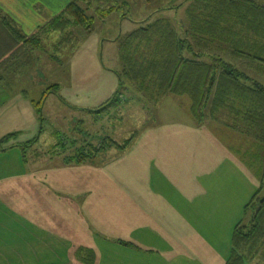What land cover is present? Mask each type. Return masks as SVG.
<instances>
[{
	"label": "crops",
	"instance_id": "1",
	"mask_svg": "<svg viewBox=\"0 0 264 264\" xmlns=\"http://www.w3.org/2000/svg\"><path fill=\"white\" fill-rule=\"evenodd\" d=\"M16 1L0 0V9L31 33L70 0H22V18L8 7ZM106 39L93 46L95 56ZM59 85L56 93L66 107L94 109L119 82L106 98L93 82ZM34 100L22 88L0 98V140L16 133L0 150V264H72L78 239L95 251L94 264L226 263L235 226L262 175L239 163L236 148L196 120L191 104L189 114L183 113L175 98L176 109L163 110L158 120L134 131L131 144L112 158L96 154L76 162L52 150V136L44 139ZM33 139L24 153L22 145ZM48 144L52 152L38 151ZM18 147L22 161H9Z\"/></svg>",
	"mask_w": 264,
	"mask_h": 264
},
{
	"label": "trees",
	"instance_id": "2",
	"mask_svg": "<svg viewBox=\"0 0 264 264\" xmlns=\"http://www.w3.org/2000/svg\"><path fill=\"white\" fill-rule=\"evenodd\" d=\"M190 2L186 37H181L168 19L158 18L116 39L125 75L117 72L120 84L115 95L125 84L124 76L157 98L168 93L187 94L192 115L200 123L207 110L213 116L228 109L235 116L233 129L239 127L241 119L243 129L264 143V82L236 64V60H245L264 72V58L260 56L264 54V4L257 0ZM117 7L115 0H70L31 33L0 9V83L32 67L36 51L47 49L45 40L55 35L59 49L78 40L79 33L84 38L94 29L97 18L104 19ZM59 88V83L50 85L42 98L34 101L42 122L43 101ZM15 136L10 133L2 137L0 150L9 147L5 144ZM132 140L133 136L126 139L120 148H127ZM35 141L22 145L24 153L25 146ZM91 157L78 152L66 160L82 162ZM86 249L81 250L84 253ZM88 250L92 264L94 251ZM256 257L258 264H264V175L235 226L225 264H246Z\"/></svg>",
	"mask_w": 264,
	"mask_h": 264
},
{
	"label": "rangeland",
	"instance_id": "3",
	"mask_svg": "<svg viewBox=\"0 0 264 264\" xmlns=\"http://www.w3.org/2000/svg\"><path fill=\"white\" fill-rule=\"evenodd\" d=\"M21 1H16L14 7L8 5L12 12L18 14V16L21 15L17 5ZM115 1L118 4L117 9L104 19H96L95 30L89 38L88 34L83 38V33H79L78 40L63 45L59 49H57V37L55 35L50 40H45L47 49L36 51L35 64L21 74L6 78L2 83L6 91L0 92V98L11 91L14 92L22 88L28 91V94L36 101L44 95L50 85L60 83L64 87V85L73 81L82 84L93 82L94 85H101L99 89L100 96L106 98L112 84L119 82L117 72L119 71L123 73L122 75H125L123 72L124 63L119 54V40H116L120 36L121 27H123L121 35H125L140 27V25H146V23L156 21L158 18H166L181 37H186L188 34L186 31L190 21L187 10L192 6L190 0ZM21 5L25 8L22 2ZM160 7L162 8L158 9ZM105 38H107L105 46L100 45L97 49V56H95L96 49L93 46L99 39L102 41ZM73 54H76V56L72 62ZM188 55L191 56V54ZM260 56L264 58V54ZM236 64L246 70L248 74L264 82V72L256 70L252 66L253 64L245 60L240 62L236 60ZM100 65H105L107 70H98ZM124 81L125 84L117 95H115L117 92L115 91L107 102L94 107V109H84L85 107L82 106L68 108L60 101L59 98H64L60 95V92H49L45 98L44 111H42L44 117L42 129L45 132L44 139H48L50 135L53 137L49 138L50 141L56 143L54 147L56 150L54 148L52 150L55 153L60 152L61 157H69L81 152L82 155L92 157L99 154L103 158H112L119 150H122L120 145H123L125 139L129 138L134 131L145 128L158 120V114L160 115L163 110L173 111L174 108L176 109L178 106L173 103L175 98L180 99L181 105H184L182 108L183 113L185 111L189 114L188 108L190 109L191 102L187 94L171 95L172 93H168L157 98L154 93L150 94L148 91L138 89L126 76H124ZM65 90L61 91L64 95ZM183 113H178L177 116H183ZM161 116L164 117L165 113ZM234 117L228 109L213 116L207 110L202 119H204L203 123L209 131L215 135H221L231 146L236 148L235 155L239 163L248 167L254 175L259 177L262 175L263 178L264 143L256 140L243 129L244 122L241 119H239V127L233 129L231 124ZM56 132H59V134ZM12 139L7 141L5 145H11L9 143ZM205 144L207 148L211 147L208 139ZM50 145H46L47 147L41 145V149L38 151L40 153L46 152ZM7 158L12 162L17 158L22 161L21 148H15V152L12 154L10 152ZM75 245L71 263L89 264L92 257L89 248L82 247L80 239ZM82 248L87 251L83 253ZM94 256L96 259L95 251ZM258 263V257L248 259L246 262V264Z\"/></svg>",
	"mask_w": 264,
	"mask_h": 264
}]
</instances>
